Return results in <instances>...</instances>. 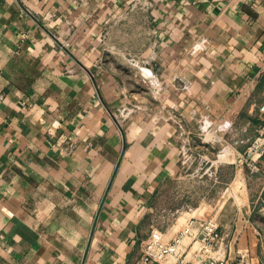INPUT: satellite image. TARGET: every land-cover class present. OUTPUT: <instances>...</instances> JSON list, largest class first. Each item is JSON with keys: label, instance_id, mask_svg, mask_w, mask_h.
<instances>
[{"label": "crops", "instance_id": "0c3cea01", "mask_svg": "<svg viewBox=\"0 0 264 264\" xmlns=\"http://www.w3.org/2000/svg\"><path fill=\"white\" fill-rule=\"evenodd\" d=\"M263 103L264 0H0V264H264Z\"/></svg>", "mask_w": 264, "mask_h": 264}, {"label": "built area", "instance_id": "2783aa9c", "mask_svg": "<svg viewBox=\"0 0 264 264\" xmlns=\"http://www.w3.org/2000/svg\"><path fill=\"white\" fill-rule=\"evenodd\" d=\"M260 113L263 125L245 156L246 160L253 164H251L253 169L257 168L254 164L255 161L264 155V103L260 106ZM218 228V224L213 220H209L202 225V232L198 239L200 246L196 258L186 264H252L251 254L248 250L240 251L234 259L215 255L216 249H219L223 240ZM186 231L189 232V229ZM175 249L174 245L156 243V241L149 242L141 260L136 264H161L162 261L175 252Z\"/></svg>", "mask_w": 264, "mask_h": 264}]
</instances>
